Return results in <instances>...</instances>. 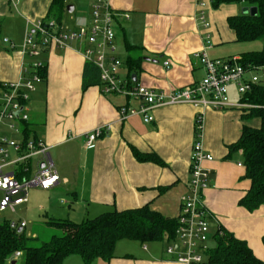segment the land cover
Segmentation results:
<instances>
[{
    "label": "crops",
    "instance_id": "obj_1",
    "mask_svg": "<svg viewBox=\"0 0 264 264\" xmlns=\"http://www.w3.org/2000/svg\"><path fill=\"white\" fill-rule=\"evenodd\" d=\"M201 1L207 3L209 29L199 20ZM212 1L110 0L117 14L115 50L111 54L123 62L119 77L127 90L143 85L170 94L199 82L205 69L195 53L204 49L211 58L241 57L251 52L225 56L229 54L227 45L239 42L228 19L242 13L245 6L231 3L214 8ZM95 2L64 0L65 10L60 22L72 29L89 26ZM51 4L52 0H0V82L20 80L23 69L35 61L46 67L45 76L42 75L44 81L37 85L28 103V124L19 123L18 131L4 127L0 135L18 142L43 140L49 148L54 170L60 176L49 188L31 186L36 190L30 196V187L28 200L18 206L26 211L36 207L42 214V223L52 229H59L51 225L52 221L79 223L108 211L144 205H150L164 216L177 218L181 197L190 185L196 123L201 115L202 142L214 156L212 161L204 163L210 170L203 204L209 214L210 227L214 228L211 231L215 233L219 227H224L246 241L264 261V205L249 211L239 204L251 181L246 177L243 151L230 152L229 148L238 141L244 126L259 127L261 120L249 116L250 108L237 106L241 96H230L235 86L229 91L231 105L223 109L168 104L153 109L154 120L150 122H146L142 114L124 119L120 115L121 107L139 108L142 100L127 93L105 94L100 84L84 91V68L88 61L81 44L72 43L66 48L49 46L38 57L22 52L31 21L48 18ZM68 6L73 7L68 9ZM125 13L130 15L129 19L123 16ZM208 32L212 45L205 48ZM4 38H9L14 46L5 43ZM130 55L141 59L135 72L127 63ZM166 61L170 62L169 67L165 66ZM130 74L133 82H128ZM26 126L28 137L23 132ZM99 126L109 129L96 141L95 148H86V135ZM134 149L143 155L157 156L162 163L142 161L136 157ZM10 154L11 160L18 155L14 150ZM35 158L39 157L27 161L31 170L29 178H33V168L36 175L41 166V159L35 162ZM23 163L26 162L7 165L3 171L16 174ZM23 222H26L25 230L29 222L22 219L21 225ZM34 230L26 234L39 237ZM170 243L173 241L141 243L122 239L110 260L96 258L87 263L80 255L72 254L61 264H184L167 253ZM22 257L23 253L17 258L13 255L12 259L18 261ZM205 261L199 264H207Z\"/></svg>",
    "mask_w": 264,
    "mask_h": 264
},
{
    "label": "built area",
    "instance_id": "obj_2",
    "mask_svg": "<svg viewBox=\"0 0 264 264\" xmlns=\"http://www.w3.org/2000/svg\"><path fill=\"white\" fill-rule=\"evenodd\" d=\"M18 1V0H17ZM207 3H199V20L204 28L209 29L211 22L205 11ZM94 16L89 26L72 29L64 26L55 18H39L31 21L22 52L31 57H38L41 51L49 46L66 48L72 43L83 46L88 62L94 64L100 71V86L105 94L127 93L142 100L139 108L123 106L120 109L122 118L133 114H142L146 122L154 120L151 113L153 109L168 104H190L198 108L223 109L231 105L229 91L231 86L237 88L241 100L237 106L261 107L246 103L242 97L251 92L255 86L264 84V64H244L242 58H211L206 50L195 53L205 69L204 77L197 83L185 86L170 94L156 92L154 89L137 85L132 90H127L119 77L123 62L112 55L115 50L116 37L115 18L116 12L110 5V0H96ZM126 19L128 13L123 14ZM5 43L13 45L9 38H4ZM206 47L212 45V39L207 33ZM14 46V45H13ZM166 67L170 62L166 61ZM44 64L40 61L33 62L22 71L20 80L2 82L0 87V128L4 125L11 130H19V123L28 122L30 109L28 103L32 93L37 90V85L44 81L40 69ZM197 131L192 149L190 165L191 180L188 191L181 197V209L177 217L176 239L167 248V253L184 264L203 263L211 249L212 231L209 214L203 204V192L209 185L210 170L204 167L206 161H212L214 156L208 152L202 142L203 123L202 116L197 118ZM109 127L99 126L86 135V148L96 147V141L105 135ZM17 152L14 160L10 159V152ZM35 156L41 157L39 172L34 178L19 179L15 172H5L4 167L10 164L27 162ZM49 158V148L43 140H27L18 142L7 135H0V212L5 210L15 211L16 207L28 200L29 188L35 184L42 188L53 186L60 179L58 173L52 168ZM26 170L28 168L26 167ZM26 222L22 223V227ZM17 251L14 257H20Z\"/></svg>",
    "mask_w": 264,
    "mask_h": 264
},
{
    "label": "trees",
    "instance_id": "obj_3",
    "mask_svg": "<svg viewBox=\"0 0 264 264\" xmlns=\"http://www.w3.org/2000/svg\"><path fill=\"white\" fill-rule=\"evenodd\" d=\"M212 2L214 8L231 3L242 4L249 8L256 7V14L242 12L229 17L228 24L236 32L238 41L264 39V0H213ZM64 10V0H52L48 17L60 22ZM241 57L244 64L262 65L264 47L260 51L244 53ZM140 60V57L130 55L127 63L131 71H137ZM45 71L46 67L41 68L39 72L45 76ZM128 82H133L131 74ZM97 84H100V71L94 64L87 62L82 89L85 91L88 87ZM242 100L249 104L261 105V107H251L249 113V116L259 117L261 124L259 127L244 126L238 141L229 148L230 152L243 151L246 177L251 181L249 190L239 204L249 211H255L264 205V84L255 86L251 92L242 97ZM28 122H25V125ZM23 132L28 137V126L24 127ZM134 153L142 161L160 162L157 156L143 155L135 149ZM29 164L30 162L19 165V171L16 173L19 179L29 178L31 174ZM50 223L53 227L62 230V233L54 234L45 241L27 235L24 227L19 231L18 223L13 224L8 219L0 221V264H13V262L18 264V261L12 259L17 251L23 253L22 264H61L64 258L72 254L80 255L87 263L96 258L110 260L114 257L117 243L122 239L137 240L141 243L174 241L178 219L164 216L151 209L150 205H144L139 208L108 211L79 223L70 220ZM212 240L213 246L205 261L207 264H264L246 241L237 238L222 226L212 234Z\"/></svg>",
    "mask_w": 264,
    "mask_h": 264
},
{
    "label": "rangeland",
    "instance_id": "obj_4",
    "mask_svg": "<svg viewBox=\"0 0 264 264\" xmlns=\"http://www.w3.org/2000/svg\"><path fill=\"white\" fill-rule=\"evenodd\" d=\"M243 12V11H242ZM264 47V39L262 40H256V41H239V42H234V43H230L227 45V51L229 52V54L225 55L226 57L227 56H233L235 54H238V53H243V52H246V51H259L261 49H263ZM42 89V88H41ZM236 96L238 98L239 97V93L237 91V88L235 87H232L231 88V91H230V96ZM32 103H33V100H32ZM35 113V112H34ZM33 113V114H34ZM37 117V116H36ZM33 119V118H32ZM33 122L35 123L36 122V118H34ZM6 126H2L0 129L4 128ZM39 158H35V162L40 160L41 157L38 156ZM12 158V157H11ZM49 158H50V153H49ZM50 163L52 165V168L54 169V163L53 161L50 159ZM28 162H26L27 164ZM44 162L41 163V165L43 164ZM44 166H45V163H44ZM29 168V166H27ZM41 167V166H40ZM35 172H36V168L34 167L33 168V178L35 177ZM37 185V184H35ZM30 189V188H29ZM33 190H36V189H32L31 187V192H30V196L32 195V192ZM64 197H62L63 199ZM61 198H59L60 200ZM66 199V198H65ZM65 208H68L67 206ZM20 217L26 221L29 222L28 224V227L25 228V232L28 233L30 230H34V232L37 233V236H39V239L40 240H49L52 235L54 234H60L62 233V230L60 229H52L50 227H46L43 223H42V214L35 208H31V209H28L27 211L21 207H17L16 208V212H11L10 210H6V211H2L0 212V221H3L5 219H9L11 220L13 223H18L20 227L21 226V220H20ZM23 228V227H22ZM211 230L214 231V228L213 226L211 225ZM213 243V241L211 242ZM19 262L18 264H22L23 263V257L22 258H18Z\"/></svg>",
    "mask_w": 264,
    "mask_h": 264
},
{
    "label": "water",
    "instance_id": "obj_5",
    "mask_svg": "<svg viewBox=\"0 0 264 264\" xmlns=\"http://www.w3.org/2000/svg\"><path fill=\"white\" fill-rule=\"evenodd\" d=\"M73 6H68V9H72ZM243 13H251V14H256L257 13V8L256 7H244L243 8ZM50 159L52 160L51 156ZM41 167H44V163L41 165ZM19 231H22V227H19ZM13 264H15V262H13Z\"/></svg>",
    "mask_w": 264,
    "mask_h": 264
},
{
    "label": "bare ground",
    "instance_id": "obj_6",
    "mask_svg": "<svg viewBox=\"0 0 264 264\" xmlns=\"http://www.w3.org/2000/svg\"><path fill=\"white\" fill-rule=\"evenodd\" d=\"M249 108H251V107H249Z\"/></svg>",
    "mask_w": 264,
    "mask_h": 264
}]
</instances>
